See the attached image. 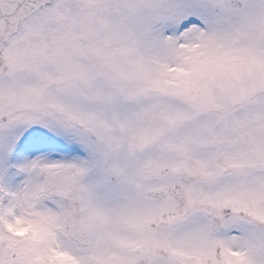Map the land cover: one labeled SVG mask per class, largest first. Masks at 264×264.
Here are the masks:
<instances>
[{"label":"snow or ice","instance_id":"1","mask_svg":"<svg viewBox=\"0 0 264 264\" xmlns=\"http://www.w3.org/2000/svg\"><path fill=\"white\" fill-rule=\"evenodd\" d=\"M0 264H264V0H0Z\"/></svg>","mask_w":264,"mask_h":264}]
</instances>
